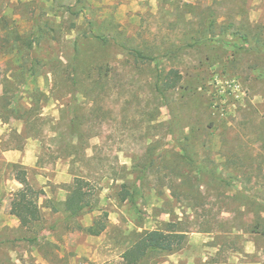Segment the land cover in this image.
Returning a JSON list of instances; mask_svg holds the SVG:
<instances>
[{
    "label": "rangeland",
    "instance_id": "rangeland-1",
    "mask_svg": "<svg viewBox=\"0 0 264 264\" xmlns=\"http://www.w3.org/2000/svg\"><path fill=\"white\" fill-rule=\"evenodd\" d=\"M1 97L0 151L36 140L38 170L0 163V264H128L171 224L181 249L139 264H264V0H0ZM20 169L41 215L28 229L10 213ZM76 176L95 209L72 218Z\"/></svg>",
    "mask_w": 264,
    "mask_h": 264
},
{
    "label": "trees",
    "instance_id": "trees-1",
    "mask_svg": "<svg viewBox=\"0 0 264 264\" xmlns=\"http://www.w3.org/2000/svg\"><path fill=\"white\" fill-rule=\"evenodd\" d=\"M94 39L101 44L107 43L106 38L95 36ZM242 42L248 43L246 36L242 38ZM123 49L136 63H150L155 59L149 53L140 49ZM181 80L182 76L177 70L171 69L166 72H160L153 83L154 91L160 96H164L177 89ZM73 81V84L76 85L75 79ZM5 93L6 91L3 94L5 95ZM3 98L5 97H1L0 100H3ZM70 131L72 135L78 136V138L82 135L76 121H74ZM19 171L16 179L22 187L13 195L10 213L19 221L23 228L28 229L40 221V208L36 202L35 190L29 185L25 177L26 171L24 169H20ZM91 187L88 180L77 176L74 178L69 194L64 202V209L69 213L70 217L75 218L95 209L92 204L93 190ZM133 187L135 188L136 186L134 185ZM134 188H124V191L127 190L125 194H122L121 201L129 199L131 203H134L133 198L136 189ZM173 225L175 224H171L170 228H174ZM96 226H91L85 231L92 236H99L103 232L104 226H100L99 228H96ZM170 228L141 233L136 242L123 254L124 260L128 264H139L149 254H172L181 249L186 233ZM31 241L35 242L36 239H32Z\"/></svg>",
    "mask_w": 264,
    "mask_h": 264
},
{
    "label": "crops",
    "instance_id": "crops-1",
    "mask_svg": "<svg viewBox=\"0 0 264 264\" xmlns=\"http://www.w3.org/2000/svg\"><path fill=\"white\" fill-rule=\"evenodd\" d=\"M28 141L23 149L0 151V163H5L7 167L22 166L30 174L38 170V141L31 139ZM13 182L16 183L15 180Z\"/></svg>",
    "mask_w": 264,
    "mask_h": 264
}]
</instances>
